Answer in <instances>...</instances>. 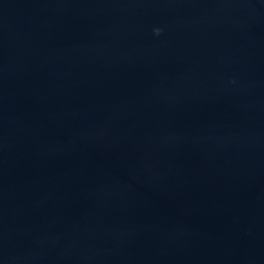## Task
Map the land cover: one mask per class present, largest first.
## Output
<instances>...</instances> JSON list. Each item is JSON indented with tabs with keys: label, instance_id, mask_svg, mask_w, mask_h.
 I'll list each match as a JSON object with an SVG mask.
<instances>
[{
	"label": "water",
	"instance_id": "95a60500",
	"mask_svg": "<svg viewBox=\"0 0 264 264\" xmlns=\"http://www.w3.org/2000/svg\"><path fill=\"white\" fill-rule=\"evenodd\" d=\"M0 264H264V0H0Z\"/></svg>",
	"mask_w": 264,
	"mask_h": 264
},
{
	"label": "clouds",
	"instance_id": "9594fccd",
	"mask_svg": "<svg viewBox=\"0 0 264 264\" xmlns=\"http://www.w3.org/2000/svg\"><path fill=\"white\" fill-rule=\"evenodd\" d=\"M155 34H157V35H158V34H159V30H155Z\"/></svg>",
	"mask_w": 264,
	"mask_h": 264
}]
</instances>
